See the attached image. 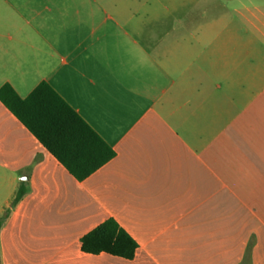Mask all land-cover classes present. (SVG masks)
Returning a JSON list of instances; mask_svg holds the SVG:
<instances>
[{"label":"crops","instance_id":"obj_1","mask_svg":"<svg viewBox=\"0 0 264 264\" xmlns=\"http://www.w3.org/2000/svg\"><path fill=\"white\" fill-rule=\"evenodd\" d=\"M214 1L0 0V88L47 83L114 151L78 181L0 101V264H264V0ZM110 218L130 261L80 249Z\"/></svg>","mask_w":264,"mask_h":264},{"label":"trees","instance_id":"obj_2","mask_svg":"<svg viewBox=\"0 0 264 264\" xmlns=\"http://www.w3.org/2000/svg\"><path fill=\"white\" fill-rule=\"evenodd\" d=\"M0 101L78 181L114 157L111 147L45 82L24 99L5 85L0 88ZM22 195L19 190L10 208ZM8 212L9 209L0 224ZM80 243L85 254L104 253L128 261L137 249L135 241L111 218L84 235Z\"/></svg>","mask_w":264,"mask_h":264},{"label":"rangeland","instance_id":"obj_3","mask_svg":"<svg viewBox=\"0 0 264 264\" xmlns=\"http://www.w3.org/2000/svg\"><path fill=\"white\" fill-rule=\"evenodd\" d=\"M120 2L137 3L138 21L157 18L177 19L182 18L184 13H189L191 18L195 19L210 18L211 15L203 16L200 11L203 7L215 3L214 0H120Z\"/></svg>","mask_w":264,"mask_h":264}]
</instances>
